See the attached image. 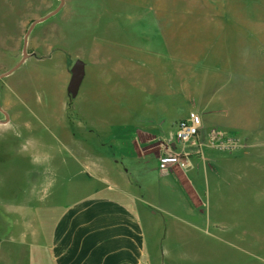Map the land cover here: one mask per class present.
I'll use <instances>...</instances> for the list:
<instances>
[{
  "label": "rangeland",
  "instance_id": "1",
  "mask_svg": "<svg viewBox=\"0 0 264 264\" xmlns=\"http://www.w3.org/2000/svg\"><path fill=\"white\" fill-rule=\"evenodd\" d=\"M56 5V0H0V74L21 59L30 23ZM29 49L55 55L32 60L1 81V105L12 123L0 126V264H33L32 233L50 232L59 196L75 201L100 186L82 174L84 164L113 171L115 130L132 117L137 122L156 115L151 107L164 108L183 89L192 95L198 81L200 102L224 109L215 120L225 129L238 128H209L210 141L189 155L206 164L210 151L227 153L220 166L227 171L214 181L227 187L213 199L212 217L232 226L233 245L219 238L209 243L203 235L195 240L189 226L162 212L154 219V237L168 252L164 264H178V241L180 254L188 255L184 264H195L197 251L203 255L200 263L207 264L210 248L217 264H251L234 244L252 249L264 243L257 230L264 201V0H66L56 18L33 32ZM77 60L86 64L87 76L74 98L68 86ZM243 88L249 92L241 93ZM135 105V114H128ZM191 114L197 113L186 118ZM176 122L165 125L166 141L140 131L141 143L124 145L157 159ZM241 138L249 154L237 151ZM177 148L186 154L194 149L192 144ZM189 160L179 171L191 166ZM199 168L207 201L208 178ZM170 200L165 208L187 218L185 208ZM201 211L207 220L209 208ZM220 228L218 236L224 233ZM226 250L231 257L225 258Z\"/></svg>",
  "mask_w": 264,
  "mask_h": 264
},
{
  "label": "crops",
  "instance_id": "2",
  "mask_svg": "<svg viewBox=\"0 0 264 264\" xmlns=\"http://www.w3.org/2000/svg\"><path fill=\"white\" fill-rule=\"evenodd\" d=\"M86 68L85 64V72ZM183 70L182 65L177 72ZM244 75L248 76V71L241 73V77ZM86 76L87 72L79 92ZM196 86L198 90L192 95L189 93L192 90L183 89L175 99L165 101L164 108L162 106L157 109V105L151 107L152 112L157 113L156 115L142 118L137 122L132 117L133 122L122 124L115 130L113 145L117 153L109 159L115 169L105 172L98 168L94 170L84 164L82 174H85L88 179H95L100 186L93 190H86L87 194L75 201L64 202V198L59 196L61 200L56 207L59 209L58 215L52 221L50 232L48 234L44 231L32 233L33 264H158V262L164 264L163 258L168 259V252L166 254L162 243L154 237V219L161 212L172 216L177 223L189 226V231H193L195 240H199L203 235L208 236L209 243L219 238L226 245H233L228 238L232 236V232L228 231V228L232 229V226L212 217L215 204L213 199L217 193L222 192L224 187L226 190L227 187L214 182L221 177L223 171H227L220 167L222 163L225 164L228 161L227 153L210 151L206 164L201 163L199 158L190 156L189 168L179 171L177 166L169 171H161L158 167V158L152 160L143 149L131 150L124 145L127 140L132 145L141 143L138 141L140 131L149 133L155 139L166 141L168 137L164 132L165 125L183 120L190 113L196 112L202 121V126L199 135L200 143H193L194 149L189 153L194 155L200 145L210 141L207 132L209 128L225 129L226 127L215 120L216 115L224 109L201 103L199 81ZM245 90L249 92L247 88H243L241 93H245ZM177 98L180 103L176 105L173 100ZM173 106L177 107L174 108L175 113L171 114L169 108ZM136 108V105L134 108L129 106L128 114L131 112L135 114ZM170 114L175 117L170 118ZM225 130L237 132L238 128ZM262 144L264 145V142ZM103 146L107 147L108 143ZM237 146V151L249 154L247 144L242 138ZM200 166L203 167L202 171L208 178L207 201L204 200L203 188L199 185L197 178ZM182 174H185L187 179H184ZM182 184L189 191L191 190L193 195L188 196ZM65 187L66 185L62 187L61 192H65ZM166 199H171L173 207H179L182 211L186 210L188 217L184 218V215L179 212L174 213L166 209L167 204H164ZM205 207L210 210L207 220L206 217H201L205 213L201 209ZM226 207H228L227 204ZM258 209L257 215L260 220L257 230L259 232L260 229V234L263 235L259 236L260 238L264 237V201L259 203ZM221 224L225 226L220 228ZM218 228L223 230V235H217ZM5 240L6 245L9 246L8 236ZM234 245L249 257L248 261L251 264H264V243L257 244L252 249L238 246L237 243ZM182 246L183 243L178 241V264H184L188 257L187 254H180ZM224 253L225 258L231 257L229 250ZM195 254L194 263L204 264L199 260L203 256L202 252L197 251ZM205 255L209 258L207 264H217L214 260L215 250L210 248ZM180 256L183 260L185 259L183 263Z\"/></svg>",
  "mask_w": 264,
  "mask_h": 264
},
{
  "label": "water",
  "instance_id": "3",
  "mask_svg": "<svg viewBox=\"0 0 264 264\" xmlns=\"http://www.w3.org/2000/svg\"><path fill=\"white\" fill-rule=\"evenodd\" d=\"M56 7L44 14L43 16L34 19L28 29L26 30L24 36H23V46L22 51L20 52L21 59L9 70L3 72L0 74V85L1 81L13 76L16 74L19 70H21L25 64L28 62L35 60L38 62H44L47 60H50L53 57V52H50L47 55L41 54L38 51H30L29 44L32 37L33 32L43 24L53 20L56 18L64 9L66 5V0H56ZM72 77L68 86V92L71 94L74 98H76L79 94L80 85L85 77V64L81 60H77L75 64L72 67L71 70ZM1 86H0V113L3 115L2 118H0V126L11 124V116L10 114L2 107L1 105Z\"/></svg>",
  "mask_w": 264,
  "mask_h": 264
},
{
  "label": "built area",
  "instance_id": "4",
  "mask_svg": "<svg viewBox=\"0 0 264 264\" xmlns=\"http://www.w3.org/2000/svg\"><path fill=\"white\" fill-rule=\"evenodd\" d=\"M176 131L170 133L169 140L160 152L158 167L161 171H169L177 166L188 164L189 155L178 150V145L193 144L200 135L201 119L197 114L175 123Z\"/></svg>",
  "mask_w": 264,
  "mask_h": 264
}]
</instances>
